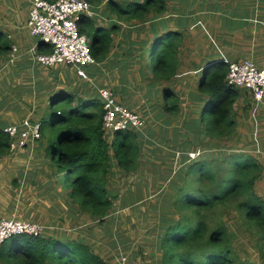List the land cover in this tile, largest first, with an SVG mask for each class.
<instances>
[{
  "label": "trees",
  "instance_id": "trees-1",
  "mask_svg": "<svg viewBox=\"0 0 264 264\" xmlns=\"http://www.w3.org/2000/svg\"><path fill=\"white\" fill-rule=\"evenodd\" d=\"M87 1L94 12L100 10L103 0ZM107 8L123 23L155 20L156 26L167 11L165 0H145L144 4L141 0H109ZM80 26L81 32L90 40L93 57L97 62H104L113 49L119 26L115 23L109 28L96 26L94 18L87 16L82 18ZM165 29L163 27L162 31ZM160 33H155V40L145 53L154 78L165 85L162 90L165 112L175 118L181 114L183 105L182 98L172 87L180 66L181 34L173 30ZM13 48L9 36L0 27V56L11 57ZM38 50L40 53L48 51L43 43L38 45ZM227 73L228 64L224 61L206 66L197 91L191 95L193 100L201 99L200 119L194 125L212 140L238 135L240 123L236 104L239 99L244 101L241 111L246 117L250 116V112L247 113L251 102L243 96L246 92L228 85ZM60 93H49L48 106L57 103L62 106L51 122L57 138L47 146L46 156L54 162L58 157L59 166L64 169L60 173L66 172L62 182L66 194L96 220L104 222L112 214L115 198L110 194L108 177L114 166L127 174L139 170L142 154L138 141L142 135L135 131H118L110 137L103 128L104 110L98 97L85 94L77 98L70 92ZM6 125V122H0V159L12 154V139L3 131ZM177 141L176 137L173 143ZM180 163L178 171L170 168L162 173L164 180L158 179L161 183L158 189L169 183L172 184L170 191L175 192L177 185L174 207L180 214L187 212L178 220L164 219L171 224L160 238L161 263L254 264L238 256L229 224L221 213L216 215L218 208L226 213L235 212L246 220L247 231L259 237L258 249L264 257V198L257 193V182L264 170L256 157L239 152L229 155L227 163L225 161L228 168H224L222 178L216 172L219 168L216 163L189 157ZM172 177H176L177 182L171 180ZM78 196L83 198L82 203L77 200ZM76 238L15 236L9 239L11 245L7 246L5 242L2 246L0 261L1 264H108L83 239Z\"/></svg>",
  "mask_w": 264,
  "mask_h": 264
},
{
  "label": "rangeland",
  "instance_id": "rangeland-1",
  "mask_svg": "<svg viewBox=\"0 0 264 264\" xmlns=\"http://www.w3.org/2000/svg\"><path fill=\"white\" fill-rule=\"evenodd\" d=\"M33 1L0 0V27L9 36L13 46L18 47V52L14 49L11 54L13 59H16L18 54L35 47L39 42V39L31 35L26 25L29 7ZM144 1L141 0L142 4ZM105 13L113 19L109 10ZM99 23L101 25H98ZM99 23L95 25L105 24ZM184 57L189 58L187 54ZM218 59L217 62L222 58ZM10 60V57L0 56V122L5 118L3 111L10 110L9 114H13L11 124L25 119L33 112L36 115L33 119L42 123V139L38 142L39 148L33 151L16 150L9 157L0 159V217L38 223L45 228L44 234L53 238L72 239L75 235V238L79 239L75 231L82 227L89 240L92 241L93 237L96 243L93 245L95 251L104 257L108 264H120L121 255L128 257V264H162L160 238L171 224L164 222V219L178 220L187 212L180 214L174 207L177 185L175 192L170 191L172 184L169 183L158 189L161 184L158 179L170 168L178 171L181 168V160H186L188 153L200 151L202 155L198 160L219 165V168H216L219 178L225 176L224 168H228L226 163L229 155L239 152L253 155L256 159L263 156L254 153L256 146L252 147L251 143L255 141L257 145L264 147L262 144L264 134L261 135L264 132H260L261 129L257 128L264 123V120L259 118L264 111H259L260 107L254 110L255 103L252 105L249 93L244 91L243 96L251 102V108L247 113L250 112V118L241 111L243 99H239L236 104L237 119L240 123L238 135L228 139L212 140L201 134L197 125H194L200 119L201 105H197L188 95L198 87L197 83L200 82L202 75L196 77V83L190 80L193 78L191 77L193 73L188 72L196 69V66L191 64V69L188 71L182 66L180 74L186 75L176 79L172 86L183 100L181 114L173 118L166 114L167 111L165 112L166 104L162 91L165 85L154 78L149 58L130 59L134 65H130L125 73L119 72L120 68H118V74L115 75L127 80L130 89L123 86L115 94L119 103L136 112L146 121L145 129L138 132L142 135L138 141L142 154L140 166L136 173L131 174L114 166L108 177L110 194L112 197L115 196L112 214L104 222H100L92 218L77 201L66 194L62 185L66 172L60 173L64 169L59 166L58 157L54 162L46 156L47 146L57 138L51 122L62 106V103H57L49 107V93L58 94L61 91L73 93L85 83L78 79L74 70H69L67 67H58V70L46 69L42 66H27L26 62L29 61L23 58L13 62ZM197 62L201 60L194 61L195 64ZM110 79L115 81L113 76ZM94 85H97L96 81ZM94 85L88 82L86 87H83L88 92V96L96 95L93 92ZM34 88L37 92L43 88L47 98L43 96L44 94L40 99L33 98L31 95ZM73 94L77 98L81 97L79 91ZM162 115L164 116L160 117ZM6 121L9 123L7 117ZM248 136H251L252 142L248 141ZM174 137L179 141L173 143ZM14 157L19 160L14 161ZM41 161L42 164H39ZM261 161L264 164V160ZM47 163L51 169L45 167ZM188 164L186 162V165ZM45 170H51L46 173V177L43 176ZM161 180H164V177ZM171 180L177 182L176 177H172ZM257 193L264 198L263 176L257 182ZM77 200L83 202L80 196ZM218 213L224 216L230 226L233 247L238 256L250 263L264 264V257L259 253L257 244L259 237L247 231L244 225L246 220H242L235 212L226 213L222 208L216 210V215ZM84 231L81 233L83 234ZM10 243L11 240H8L6 245L9 246ZM119 243L121 245H118Z\"/></svg>",
  "mask_w": 264,
  "mask_h": 264
},
{
  "label": "crops",
  "instance_id": "crops-1",
  "mask_svg": "<svg viewBox=\"0 0 264 264\" xmlns=\"http://www.w3.org/2000/svg\"><path fill=\"white\" fill-rule=\"evenodd\" d=\"M120 1L125 2L126 0ZM165 1L167 11L164 18L160 20L159 26L155 25V20L149 23H140L137 21L123 23L119 21L113 14L112 19L109 14L105 13V11L108 10L106 9V6L108 5L109 0H103L102 4L99 6L100 10L93 12L92 18H94L95 24L103 22L105 24H102V26L107 28L111 27L110 24L112 23H115L119 26V31L115 34L114 37L112 45L113 49L111 50L108 58L104 62H98V66L92 67L88 71L92 80H95L97 84L95 85L97 88H93L95 89V91L93 92L96 94L93 95L94 98L96 96L98 97V88L101 87L111 88L115 93L116 91L118 92V90L123 86H127L126 89H130V85L127 83V80L123 79L121 76H115L116 74H118L117 70L118 68H120L119 72L123 71L125 73L130 65H134V62H130V59H146L147 54L145 52L150 49L152 43L154 42L156 32H159L158 35H161L160 32L173 30L181 34V40L179 41L180 66L176 79H180L181 76L186 75L184 73L180 74L182 66L184 70L187 69L186 71H188L191 69L190 65L193 64L194 66H196V69H193L188 73H193V76H191L193 78H190V80L197 83L196 77L200 74L202 75L205 66L208 64L210 65L216 63L219 60L218 58H222L223 60L221 59V61H224L226 63L232 61H242L244 59H252L259 66H264V0ZM106 2L107 4L105 5ZM98 25L101 24L99 23ZM163 27L164 29H166L162 31ZM14 48L17 50L16 52H18V47L14 46ZM29 50H27L23 54H18L16 56V59H26L27 61H29L26 62L28 64L27 66H39L27 53ZM185 54H187L189 58H185ZM197 59H200L201 62H197V64H195L194 61H197ZM68 69L73 70L71 68ZM111 76L114 77L115 81L110 79ZM95 81H93L94 84ZM83 83L85 84L79 86V88L75 92L79 91L81 93V96H86L88 92L84 90L83 87L88 82ZM35 90L36 88H34L32 91L33 95L31 96L33 98L36 97V99H40L42 94H44L43 96L46 97L45 90L43 88L40 89V92H37ZM196 91L197 88L195 89V91L189 92L188 96L191 97L192 93ZM156 97L157 94L155 95V98ZM251 101L253 102L252 105H254V101L252 100V98ZM194 102L197 103V105H201V99H194ZM262 105L264 104L255 103L254 110L256 111L260 107L259 111H264V107ZM8 111L10 110L3 111L5 113L1 112L5 115V118H3L4 121H6V117L9 121V123L6 121L7 125L11 124L13 121L11 118L13 114H9ZM41 114L42 113H40V116ZM164 115L160 117H163ZM33 116L36 115L32 112V114H29L27 117L33 118ZM259 118L264 120V114H261ZM37 119H39V117H37ZM257 128L261 129L260 132H264V123L262 124V126H259ZM262 134L264 133H261V135ZM262 138H264V135ZM174 139L175 137L173 138V140ZM247 139L248 141L252 142L251 136H248ZM39 144H35L33 148L28 146L26 150L33 151L39 148ZM262 144L264 146V142ZM251 145L252 147L256 146V150L254 151V153H256L258 156L263 155L262 157H259V159H257L264 167V164L261 161L262 159L264 160V147H262L261 145H257L255 141L252 142ZM13 160L17 161L19 160V158L14 157ZM39 164H42V161ZM45 167H49L48 163L47 165L45 164ZM45 171L46 172L43 175L44 177H46V173H49L51 170ZM262 176L264 177V171ZM52 182L54 183V181ZM82 229L83 228L80 227L75 231V233L80 239H83L86 244H88L92 247L93 250H95V247L93 245L96 243L93 240V237L92 241L89 240L88 235H86V231ZM81 231H84V233L82 234ZM118 245H121V243H119Z\"/></svg>",
  "mask_w": 264,
  "mask_h": 264
},
{
  "label": "built area",
  "instance_id": "built-area-1",
  "mask_svg": "<svg viewBox=\"0 0 264 264\" xmlns=\"http://www.w3.org/2000/svg\"><path fill=\"white\" fill-rule=\"evenodd\" d=\"M85 16H93L92 5L87 0H34L26 25L31 35L45 44L48 51L40 53L35 46L28 54L39 66L46 69L71 68L79 79L93 85L88 71L98 66V62L91 53L89 38L81 32L80 22ZM227 64V84L249 93L254 103H264V66H259L252 59ZM98 99L103 106V128L107 135L113 136L118 131L142 132L145 129L143 117L119 103L111 88H98ZM3 131L12 139V152L26 150L28 146L33 148L42 139V123L31 117L9 124ZM201 155L200 151L188 153L191 160H197ZM44 230L38 223L0 217V251L12 237L25 234L43 236ZM128 262V257L121 255L120 264Z\"/></svg>",
  "mask_w": 264,
  "mask_h": 264
},
{
  "label": "clouds",
  "instance_id": "clouds-1",
  "mask_svg": "<svg viewBox=\"0 0 264 264\" xmlns=\"http://www.w3.org/2000/svg\"><path fill=\"white\" fill-rule=\"evenodd\" d=\"M39 44H40V42H38V44H37V48H38V45H39ZM14 49H15V48H13V50H14ZM16 51H17V50H16ZM16 51H15V52H16ZM28 52H29V51H28ZM30 57H31V56H30ZM10 58H11V60H10L11 62H13V61L15 60V59H13L12 57H10ZM6 126H7V125H6ZM4 127H5V126H4ZM4 127H3V128H4ZM44 235H45V234H44Z\"/></svg>",
  "mask_w": 264,
  "mask_h": 264
}]
</instances>
